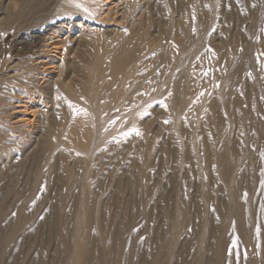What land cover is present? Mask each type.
<instances>
[{
  "label": "rangeland",
  "instance_id": "1",
  "mask_svg": "<svg viewBox=\"0 0 264 264\" xmlns=\"http://www.w3.org/2000/svg\"><path fill=\"white\" fill-rule=\"evenodd\" d=\"M106 1L0 0V72L18 40L22 46L33 43L56 19L101 30L88 43L73 46L70 78L74 92L87 94V103L71 104L74 115L86 110L87 115L81 114L86 120L83 131L63 135L65 123L58 115L51 137L46 132L43 140H50L51 154L42 149L37 132L20 156L23 160L30 155L25 169L14 160L0 167V264H76L83 244L89 248L88 264H98L101 251L122 259L121 264H196L198 256L203 264H215V237L222 230L227 194L215 167L216 140L233 150L232 178L242 180L244 173L252 177L253 183L243 184L240 194L250 237L264 233V0H151L142 26L123 34L120 25L99 20ZM84 45L88 60L79 56ZM183 47L185 56L192 55L182 64L179 96L169 91L156 99L163 85L172 82ZM119 51L131 54V60L115 67L112 61ZM225 81L230 103L248 115L245 124L237 112L236 125H230L220 106ZM194 98L197 104L204 99L218 103L213 113L208 106L187 108ZM170 102L178 106L172 110ZM118 109L126 119L109 123V115ZM215 116L221 120L216 131ZM127 118L139 126L119 137L113 128L125 125ZM67 137L69 155L64 152ZM200 147L211 176L205 186ZM31 150H37L36 157ZM41 152L65 159L68 171L60 162L55 171L42 169ZM69 176H74L72 183ZM87 181L93 217L86 237ZM181 200L194 225L178 236L174 230ZM210 224L211 234L201 248L200 225ZM103 233L110 243H124L122 252L110 245L104 249L99 242ZM234 240L248 263L263 264L258 240L246 245L231 234L228 246ZM169 243L170 250L165 247ZM230 256L227 264H236Z\"/></svg>",
  "mask_w": 264,
  "mask_h": 264
},
{
  "label": "bare ground",
  "instance_id": "2",
  "mask_svg": "<svg viewBox=\"0 0 264 264\" xmlns=\"http://www.w3.org/2000/svg\"><path fill=\"white\" fill-rule=\"evenodd\" d=\"M151 3V0H107L105 4H102L105 7H101L102 11L104 12L99 17V20L114 25H120L123 30L121 34H123L142 26L143 18L146 15V10L151 7ZM10 26L11 24L6 25L5 29ZM100 32L101 30L98 28L91 29L89 26H84V24H76L72 22L69 24L64 22L62 19H56L54 22L47 24L35 40L32 39L34 40L33 43H26L27 45H24V47L22 46L21 40H18L15 45H13L9 57L5 62L2 71L0 72V167L3 166L4 169V167L9 164V160H14L15 164H17L19 167H22V169H25V160L30 155L27 156V153L23 160H21L20 156L25 149V144H29L28 140L31 141L33 139L31 136L33 134L36 135L37 132H41L42 134L39 137V141H41V144L44 146L42 149L47 150L49 154H51L53 147L49 144L50 140L47 141V144H44L43 140L47 138L45 134L46 132L50 133L49 138L51 137L50 128L54 126L59 120L58 115L63 118L65 123L64 129L66 132L63 133V135L69 136L83 131L82 129L86 125V120L83 118L85 116H82L81 114L84 112V114L87 115L86 110L79 111L81 113L80 115H74V103L71 104L73 100H77L79 105L87 103V94L83 96L81 93L74 92V84L70 78L72 69H70V64L73 62V59L76 55V51L73 50V46L75 45L80 47V44L83 41L88 43V38L91 37L93 33ZM1 42L2 40L0 43ZM19 46H22V48H18ZM1 48L2 47L0 45V49ZM82 48L83 49H81L79 56L82 60H88L89 53L86 50L87 45L82 46ZM181 52V59L183 57L184 58L182 62L173 67L172 71L175 76L172 79V82L165 83L163 85L162 89L156 94V99L162 100L163 96L169 91L175 92V95L177 97L179 96V82L177 83V80H179L183 72L182 69L184 68V65L182 67V64L184 61H186L187 64V60L192 55L187 54L185 56L184 47L182 48ZM11 57H14V61L12 62ZM101 60H103V56ZM130 60L131 54H127L125 51H119L118 55L112 62H114L115 67H118L120 63L123 65ZM83 85L86 87V89H88V85L86 83H83ZM220 91V106L225 108L227 111L228 123L233 126L236 125L237 116H235V114L237 112L242 113L241 117L239 116V121H241L243 124L247 123L248 115L245 110L242 109V111H240L239 104H231L228 100L226 81L221 84ZM177 101L179 103V100ZM216 102L215 100L212 101L204 99L197 104L194 98L192 101L186 103V107L202 108L208 106V108L205 109L208 112H212V106H217ZM118 106L119 105H116L114 107ZM128 106L129 105L126 107ZM177 106L178 104L173 102L168 104V107L172 110H174ZM243 115H246L247 117L244 118ZM126 116V114L120 113V109H118L115 114L111 113L109 115V123H117L116 119H120L121 121L122 119H126ZM138 126L139 124L136 120H129L125 125L113 129L116 130V133L119 135V137H121L124 135V131L126 129H136ZM220 126L221 120H219V118L217 119L215 116V131ZM106 135L108 138L107 133ZM104 139L105 136H102L101 140ZM70 142L71 141L69 137H67L64 142V152L67 155H69L70 152ZM32 148L33 145H31V148L29 149ZM215 149V167L218 175V181L224 186L227 194L225 195V203H223L224 206H222L221 212L222 218H224L221 227L222 230L220 231L219 236L215 237L216 250L214 262L215 264H227L231 260L230 254H232L236 264H252L245 260L239 251L235 240L231 245L228 246V241L231 234H235V236L242 237L246 245L249 243L251 244V242L256 243V240H258L256 249L258 254L262 257V262L264 264V233H261L263 234L261 235L259 231H257L255 233V238L250 237L251 232L249 233V214L244 208L245 200L240 194V188L242 185L249 184V181L252 180V177H249L246 173H244L242 178V180L245 181L244 183L242 180H238L236 177L232 178L230 166L234 158L233 150L225 147L223 140H216ZM30 152L32 157H36L37 150L34 152L31 150ZM199 152L202 161V176L203 180L205 179L203 185L205 186L210 183L211 176L209 168H207L206 165L203 149L201 147L199 148ZM58 162L63 163L64 171L67 172L68 167L66 165L65 159L53 157L51 155L47 156L41 152L39 163L42 166V169L45 168L55 171L58 166ZM16 173L17 172L12 173L11 176ZM73 177L74 176H69L67 182L72 183ZM84 188V232L87 237L91 233L90 224L92 223L93 217L91 216L93 204L91 202L89 193L90 182H85ZM255 208L251 209L255 210ZM218 212L220 213V211ZM189 225H194L193 219L188 213L184 212L183 201L181 200L180 206L176 213V228L174 233L179 236L184 229L188 228ZM257 228L259 229L258 225ZM200 229L203 231L201 236L199 235L200 238L198 245L203 248L207 241L206 235L209 233L211 234V224L209 226L200 225ZM99 238L100 245L103 246L104 249L108 248L110 245L114 250L117 251L118 248L122 252L124 243H110V239L105 235V233L100 234ZM114 244H117V247ZM165 247L170 250L171 244H166ZM240 248L242 250L243 245L240 244ZM88 249L89 248L83 244L82 248L79 250V254L76 257V264H88ZM83 253H85V255L81 259V254ZM227 255H229V257H227ZM90 262L96 263L95 260H90ZM121 263L122 259H113L108 252L101 251L98 264ZM196 264H203L199 256L196 258Z\"/></svg>",
  "mask_w": 264,
  "mask_h": 264
}]
</instances>
